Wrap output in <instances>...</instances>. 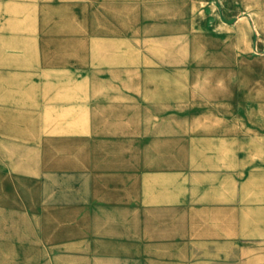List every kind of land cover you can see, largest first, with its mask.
<instances>
[{
    "label": "rangeland",
    "instance_id": "rangeland-1",
    "mask_svg": "<svg viewBox=\"0 0 264 264\" xmlns=\"http://www.w3.org/2000/svg\"><path fill=\"white\" fill-rule=\"evenodd\" d=\"M263 54L264 0H0V264H264Z\"/></svg>",
    "mask_w": 264,
    "mask_h": 264
},
{
    "label": "crops",
    "instance_id": "crops-1",
    "mask_svg": "<svg viewBox=\"0 0 264 264\" xmlns=\"http://www.w3.org/2000/svg\"><path fill=\"white\" fill-rule=\"evenodd\" d=\"M258 61H260L264 65V54H263L262 60H258ZM262 76L264 77V70L262 71ZM259 140H261V143H262L260 145L264 146V139H259ZM225 146H239V148L241 149V151H240L241 155L239 157V160H236L234 162V165L229 164V165H231V167H234L235 169H238L239 165H241V163L243 162L244 143L243 144H237L236 143V144H232L231 145L230 143H228L226 141L222 142L221 140H218V141H215L214 144L212 143L211 148H222V147H225ZM220 159H222V158H220ZM222 160L225 161L226 163L229 162V161H227V159H222ZM239 187H240V185H239ZM234 191L237 192V190L235 189V186H226L224 188V190H223L222 196H226V195H228L230 193H233Z\"/></svg>",
    "mask_w": 264,
    "mask_h": 264
}]
</instances>
